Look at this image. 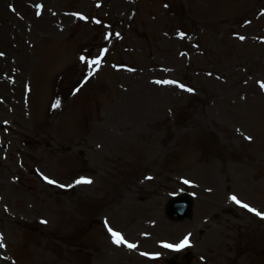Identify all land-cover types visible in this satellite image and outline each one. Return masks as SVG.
Listing matches in <instances>:
<instances>
[{
  "label": "rangeland",
  "instance_id": "obj_1",
  "mask_svg": "<svg viewBox=\"0 0 264 264\" xmlns=\"http://www.w3.org/2000/svg\"><path fill=\"white\" fill-rule=\"evenodd\" d=\"M0 12V264H264V219L228 196L264 213V0H58L34 30L15 0ZM107 49L130 70L107 63L69 96ZM186 186L192 216L168 219Z\"/></svg>",
  "mask_w": 264,
  "mask_h": 264
},
{
  "label": "snow or ice",
  "instance_id": "obj_2",
  "mask_svg": "<svg viewBox=\"0 0 264 264\" xmlns=\"http://www.w3.org/2000/svg\"><path fill=\"white\" fill-rule=\"evenodd\" d=\"M41 6H37V15H40V11H39V8H40ZM80 19H85V17H83V16H80ZM181 35V37H183V34L181 33L180 34ZM108 37H106V39H107ZM240 39L241 40H243L244 39V37H240ZM104 51H106V50H104ZM104 55V52H102L101 53V57ZM84 57L82 56L81 57V61L82 62H84ZM100 63H101V60L98 58V59H95V60H92L91 62H89V67L90 68H92V66L93 65H95L97 68L100 66ZM93 73L90 71L89 72V76H91ZM157 83H162V84H165V85H171V84H176L177 82H175V81H169V80H165V81H157ZM178 87H180V88H182L183 90H185V91H188V92H192L193 90L192 89H190V88H185L183 85H177ZM261 89L262 90H264V83H261ZM59 106V102H57V104L56 105H54V107H58ZM246 139H250V137H245ZM45 180H46V182L47 183H49V184H54V183H56L55 181H53V180H51V179H48L47 177H45L44 178ZM147 179H151L150 177H148ZM92 181H90V180H83V179H81V180H77L76 181V183L77 184H80V183H91ZM185 184H188L189 183V181H187V180H185V181H183ZM63 187V186H62ZM229 200L230 201H232V202H234V203H236L238 206H240V207H242V208H244V209H246L247 211H249V212H252V213H254L255 215H257V216H259V217H261L262 219H264V213H261V212H259L258 210H256V209H253L251 206H249L248 204H246V203H243V202H241L236 196H230L229 197ZM42 223H46V221H41ZM106 227L108 228V231H109V234H110V236H111V238H112V242H113V244H115V245H117V246H120V245H123V246H125V247H127L128 249H130V250H134L136 247H137V245L136 244H133V243H130V242H128L124 237H123V235L121 234V233H119V232H116V231H114L113 229H111L108 225H107V223H106ZM0 240H2V238H0ZM5 245L2 243V242H0V248H3ZM164 248H168V249H173V250H177V251H179V250H181V249H183V248H186V247H190L191 245H190V240H189V237L188 236H185L184 237V239L179 243V244H176V245H173V244H169V243H164L163 245H162ZM141 255H146L145 253H141Z\"/></svg>",
  "mask_w": 264,
  "mask_h": 264
},
{
  "label": "bare ground",
  "instance_id": "obj_3",
  "mask_svg": "<svg viewBox=\"0 0 264 264\" xmlns=\"http://www.w3.org/2000/svg\"><path fill=\"white\" fill-rule=\"evenodd\" d=\"M15 1L17 2L18 7L24 13L23 15H25L29 20L32 21L31 29H33V30L34 29H41V27L48 25L47 23H49L52 20L51 17L48 19H46L45 17L37 19V18L31 16L30 7L32 4H35V2H37L38 0H15ZM42 1L43 2L45 1L46 5L51 4L50 0H42ZM25 2H26V5H25ZM60 18L65 21V17L60 16ZM47 20H48V22H47ZM55 20L56 19L54 18V21ZM34 21L36 22V24H33ZM5 34H7V36H9V31L7 30V27L5 25L0 24V38L2 35H5ZM16 46H18V47L14 50L13 53L17 57L16 61L22 66L26 61V54L23 51L24 48H23V44L21 42L17 41ZM0 62H1V60H0ZM3 86H4V82L0 81V88H2ZM15 92H13V93H15Z\"/></svg>",
  "mask_w": 264,
  "mask_h": 264
}]
</instances>
